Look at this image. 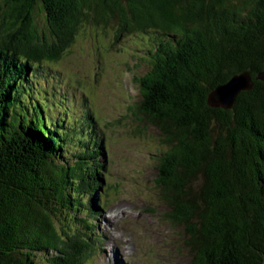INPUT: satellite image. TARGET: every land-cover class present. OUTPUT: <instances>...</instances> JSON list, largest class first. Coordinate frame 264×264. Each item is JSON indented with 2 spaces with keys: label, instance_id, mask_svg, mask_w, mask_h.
Returning a JSON list of instances; mask_svg holds the SVG:
<instances>
[{
  "label": "trees",
  "instance_id": "16d2710c",
  "mask_svg": "<svg viewBox=\"0 0 264 264\" xmlns=\"http://www.w3.org/2000/svg\"><path fill=\"white\" fill-rule=\"evenodd\" d=\"M3 1L0 264H92L102 141L56 64L87 27L148 39L129 112L158 133L156 195L191 264H264V0ZM243 72L254 88L211 107Z\"/></svg>",
  "mask_w": 264,
  "mask_h": 264
},
{
  "label": "rangeland",
  "instance_id": "374dc122",
  "mask_svg": "<svg viewBox=\"0 0 264 264\" xmlns=\"http://www.w3.org/2000/svg\"><path fill=\"white\" fill-rule=\"evenodd\" d=\"M146 45L147 37L118 39L114 29L87 27L56 63L57 78L74 92L80 114L83 102L91 108L102 141L104 182L92 201L98 212L91 226L95 245L83 256L92 264H191L182 231L167 221V209L156 195L158 133L129 112L141 101L135 78L147 68L140 60ZM98 248L105 252L95 255Z\"/></svg>",
  "mask_w": 264,
  "mask_h": 264
},
{
  "label": "water",
  "instance_id": "95a60500",
  "mask_svg": "<svg viewBox=\"0 0 264 264\" xmlns=\"http://www.w3.org/2000/svg\"><path fill=\"white\" fill-rule=\"evenodd\" d=\"M257 80L264 82V71L257 76ZM254 86L253 78L249 72L235 75L227 83L212 91L208 104L214 108L232 109L238 96L244 91H251Z\"/></svg>",
  "mask_w": 264,
  "mask_h": 264
},
{
  "label": "bare ground",
  "instance_id": "6f19581e",
  "mask_svg": "<svg viewBox=\"0 0 264 264\" xmlns=\"http://www.w3.org/2000/svg\"><path fill=\"white\" fill-rule=\"evenodd\" d=\"M6 8V7H5ZM1 32V31H0ZM39 95V94H38ZM80 190V189H79ZM153 208V207H152ZM154 211H155V209H154ZM236 225V224H235ZM226 228V227H225ZM241 249V248H240ZM100 251V250H99ZM105 251H100V252H98L97 253V255H101L102 253H104ZM233 254V253H232ZM231 255V254H230ZM231 257H232V255H231ZM227 259V258H226ZM239 259V258H238ZM230 264V263H229Z\"/></svg>",
  "mask_w": 264,
  "mask_h": 264
}]
</instances>
